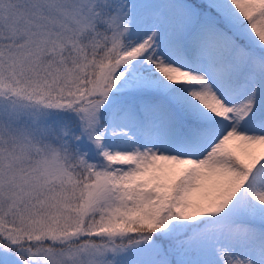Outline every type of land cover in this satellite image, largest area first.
Instances as JSON below:
<instances>
[{"label": "snow or ice", "instance_id": "snow-or-ice-1", "mask_svg": "<svg viewBox=\"0 0 264 264\" xmlns=\"http://www.w3.org/2000/svg\"><path fill=\"white\" fill-rule=\"evenodd\" d=\"M0 264H264V0H0Z\"/></svg>", "mask_w": 264, "mask_h": 264}]
</instances>
